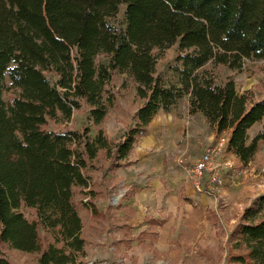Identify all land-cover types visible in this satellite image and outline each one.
Masks as SVG:
<instances>
[{
    "label": "trees",
    "instance_id": "1",
    "mask_svg": "<svg viewBox=\"0 0 264 264\" xmlns=\"http://www.w3.org/2000/svg\"><path fill=\"white\" fill-rule=\"evenodd\" d=\"M176 44L175 82L167 83L157 61ZM246 61H264V0H0V244L37 255V264H77L87 246L81 209L97 214L89 167L101 154L111 169L128 165L157 113L185 96L189 113L227 134L226 150L248 163L264 138L248 134L264 118V99L202 70L241 72ZM114 73L131 79L143 102L119 141L101 127ZM83 105L94 137L46 129ZM263 210L264 195L245 209L227 264H264ZM0 264H9L1 251Z\"/></svg>",
    "mask_w": 264,
    "mask_h": 264
},
{
    "label": "rangeland",
    "instance_id": "2",
    "mask_svg": "<svg viewBox=\"0 0 264 264\" xmlns=\"http://www.w3.org/2000/svg\"><path fill=\"white\" fill-rule=\"evenodd\" d=\"M114 25L118 29L124 28L123 7ZM177 55L176 44L162 53L157 61L156 75L167 83L175 82L171 67L175 65ZM99 61L106 62L105 58H100ZM202 70H208L218 84L230 78L235 82L238 93L250 91L254 100L264 99V61H246L241 72L231 71L221 65L213 67L211 64H207ZM47 77L53 81V76L47 74ZM107 89L114 98V104L101 127L109 140L119 141L125 131L133 127L134 115L143 102L135 95L133 81L118 73L113 74ZM170 111V115L164 114L166 120L169 122L171 116L175 123L183 125L179 136L181 139L174 150L175 163L186 176H189V169L200 158L204 147L216 142L220 137L227 139V134L216 135L204 118L198 114H190L188 96L180 99ZM46 129L54 132L71 130L79 133L88 129L90 137L97 133V129L89 120L88 108L85 105L80 110L72 112L68 123L57 125L49 122ZM260 133L264 135V118L259 125L250 130V140ZM226 156L232 160L233 169L225 174L224 187L218 191L216 199L212 198L216 204L215 209L211 205L210 210L205 212L206 217L210 215L211 222L214 218L212 222L214 229L211 225L210 228L200 226L192 228V223L187 224L186 228L181 230V244L173 241L174 238L170 239L166 253L168 260H165L161 252L157 251L154 254L144 245L133 241L126 243L128 242L126 239H133V236L137 235L136 229L121 226L119 223L122 224V221H118V215L122 213L118 207L126 199L123 198L126 190L113 179L114 169L109 167L101 154L99 160L88 170L92 175V186L96 195L93 205L97 214L93 215L91 208L81 209L82 236L87 241V246L85 257L80 258L77 264H227L230 255L238 254L231 249V234L240 224L245 209L253 207L264 195V139L260 140L257 153L246 164L241 163L227 150ZM84 192L87 193V190ZM78 198L82 200L79 195ZM87 200L88 198H84L82 201L87 203ZM22 211L26 217L34 216L33 211L29 209ZM263 214L264 210L260 215ZM201 240H204L205 244L200 243ZM140 249L144 255L138 256L139 260L127 256L128 251ZM0 251L9 264H37L35 254L22 253L3 244H0Z\"/></svg>",
    "mask_w": 264,
    "mask_h": 264
},
{
    "label": "crops",
    "instance_id": "3",
    "mask_svg": "<svg viewBox=\"0 0 264 264\" xmlns=\"http://www.w3.org/2000/svg\"><path fill=\"white\" fill-rule=\"evenodd\" d=\"M170 112L157 113L146 133L134 144L128 165L112 172L113 179L126 190L123 196L126 199L118 205L119 212L122 210L118 215L122 224H119L137 230V235L126 239V243L133 241L149 247L151 253L161 252L165 260H168L170 239L181 244V230L187 224L192 223V228H210L211 225L214 229V218L211 222L205 212L211 205L213 209L216 206L212 198L194 189L189 176L175 163L174 150L181 139L183 125L175 123L171 116L168 122L164 114L170 115ZM199 242L205 244L204 240ZM142 252V249L128 251L127 256L139 260L140 255H144Z\"/></svg>",
    "mask_w": 264,
    "mask_h": 264
},
{
    "label": "built area",
    "instance_id": "4",
    "mask_svg": "<svg viewBox=\"0 0 264 264\" xmlns=\"http://www.w3.org/2000/svg\"><path fill=\"white\" fill-rule=\"evenodd\" d=\"M227 139L220 137L204 147L200 158L189 169V178L197 192L216 199L223 188L225 174L233 169V162L226 156Z\"/></svg>",
    "mask_w": 264,
    "mask_h": 264
}]
</instances>
